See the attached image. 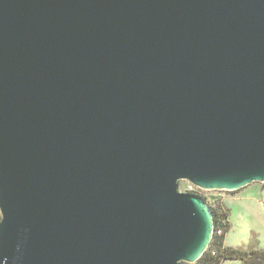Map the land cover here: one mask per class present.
<instances>
[{"label": "water", "instance_id": "obj_1", "mask_svg": "<svg viewBox=\"0 0 264 264\" xmlns=\"http://www.w3.org/2000/svg\"><path fill=\"white\" fill-rule=\"evenodd\" d=\"M181 181L264 184V0H0V264H195Z\"/></svg>", "mask_w": 264, "mask_h": 264}, {"label": "rangeland", "instance_id": "obj_2", "mask_svg": "<svg viewBox=\"0 0 264 264\" xmlns=\"http://www.w3.org/2000/svg\"><path fill=\"white\" fill-rule=\"evenodd\" d=\"M254 185L255 186H253V191L251 190L252 186H250L248 189H246L245 192H242V195H245L246 197H248V199L242 198L241 200H229L232 192H204L207 202H214V208H218L220 206L219 203H221L222 207L224 205V207L231 212L230 224L232 229L226 236L225 242L227 246H229V244L231 246H241L242 244L248 245L249 243L257 246V243L264 242V202L262 201L263 196L259 194L258 197H254V199H256L257 201L252 199L255 191H258V193L261 191L260 184ZM180 191H191L189 182L181 181ZM260 201L263 203H259ZM235 264L242 263L238 262Z\"/></svg>", "mask_w": 264, "mask_h": 264}, {"label": "trees", "instance_id": "obj_3", "mask_svg": "<svg viewBox=\"0 0 264 264\" xmlns=\"http://www.w3.org/2000/svg\"><path fill=\"white\" fill-rule=\"evenodd\" d=\"M218 208H211L215 218L214 239L203 257L195 264H264V249L251 245L247 249L232 248L225 245L227 234L231 231L230 210L219 203ZM218 204V205H219ZM0 213V222H1ZM220 232V233H219ZM188 264V263H182Z\"/></svg>", "mask_w": 264, "mask_h": 264}, {"label": "crops", "instance_id": "obj_4", "mask_svg": "<svg viewBox=\"0 0 264 264\" xmlns=\"http://www.w3.org/2000/svg\"><path fill=\"white\" fill-rule=\"evenodd\" d=\"M250 186H252V191H253V189H254V187L253 186H255L254 184L253 185H250ZM250 186H248V187H246V188H244V189H241V190H239V191H236V192H232L231 193V197H229V200H241L242 198L243 199H248V197H246L245 195L243 196L242 195V192L244 191H246V189H248ZM260 192L258 193V191H255L254 192V194H253V196H252V199H254V197H258V195L260 194L261 196H263L262 197V201L264 202V186H263V184L261 185L260 184ZM256 195V196H255ZM254 200H256V199H254ZM257 201V200H256ZM263 202H259V203H263ZM230 218H231V212H230V217H229V221H230ZM232 229V228H231ZM226 240V239H225ZM249 243V242H248ZM250 244V243H249ZM248 244V245H249ZM225 245H226V242H225ZM248 245H246V244H242L241 246H231L230 244H229V246L228 247H232V248H242V249H247V248H249L251 245H254V244H250L249 246ZM227 246V245H226ZM254 246H256V245H254ZM256 247H259V248H263L264 249V242L263 243H261V242H259V243H257V246Z\"/></svg>", "mask_w": 264, "mask_h": 264}, {"label": "built area", "instance_id": "obj_5", "mask_svg": "<svg viewBox=\"0 0 264 264\" xmlns=\"http://www.w3.org/2000/svg\"><path fill=\"white\" fill-rule=\"evenodd\" d=\"M190 185V188H191V191H188L189 193H193V194H196V195H199V196H201V197H203V198H205V195H204V192H206V191H204V190H201V189H199V188H197V187H195V186H193V185H191V184H189ZM264 185V184H263ZM206 199V198H205ZM211 207V206H210ZM213 208V207H212ZM220 233V232H219Z\"/></svg>", "mask_w": 264, "mask_h": 264}, {"label": "flooded vegetation", "instance_id": "obj_6", "mask_svg": "<svg viewBox=\"0 0 264 264\" xmlns=\"http://www.w3.org/2000/svg\"><path fill=\"white\" fill-rule=\"evenodd\" d=\"M212 202V201H211ZM209 205L211 206V208L214 206V202L209 203Z\"/></svg>", "mask_w": 264, "mask_h": 264}]
</instances>
